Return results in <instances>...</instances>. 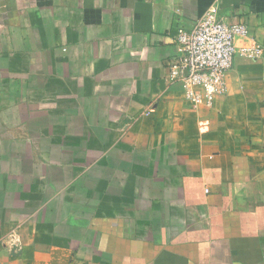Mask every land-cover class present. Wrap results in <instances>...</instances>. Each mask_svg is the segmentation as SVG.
Segmentation results:
<instances>
[{"label": "crops", "instance_id": "obj_1", "mask_svg": "<svg viewBox=\"0 0 264 264\" xmlns=\"http://www.w3.org/2000/svg\"><path fill=\"white\" fill-rule=\"evenodd\" d=\"M212 4L262 54L193 107ZM0 264H264V0H0Z\"/></svg>", "mask_w": 264, "mask_h": 264}, {"label": "built area", "instance_id": "obj_2", "mask_svg": "<svg viewBox=\"0 0 264 264\" xmlns=\"http://www.w3.org/2000/svg\"><path fill=\"white\" fill-rule=\"evenodd\" d=\"M248 27L242 22L227 23L218 16V6L210 5L192 28L177 27V57L167 67L170 83H180L185 98L193 107H211L224 91V80L236 53L257 58L262 49L254 44L235 45L237 37H247Z\"/></svg>", "mask_w": 264, "mask_h": 264}]
</instances>
